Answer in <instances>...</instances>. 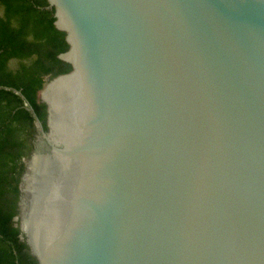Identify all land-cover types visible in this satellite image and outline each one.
<instances>
[{
    "label": "water",
    "instance_id": "1",
    "mask_svg": "<svg viewBox=\"0 0 264 264\" xmlns=\"http://www.w3.org/2000/svg\"><path fill=\"white\" fill-rule=\"evenodd\" d=\"M69 73L19 186L37 264H264V0H47Z\"/></svg>",
    "mask_w": 264,
    "mask_h": 264
},
{
    "label": "trees",
    "instance_id": "2",
    "mask_svg": "<svg viewBox=\"0 0 264 264\" xmlns=\"http://www.w3.org/2000/svg\"><path fill=\"white\" fill-rule=\"evenodd\" d=\"M54 22L47 0H0V264H37L14 219L23 158L37 134L25 100L46 128V106L38 93L72 69L58 58L69 46Z\"/></svg>",
    "mask_w": 264,
    "mask_h": 264
},
{
    "label": "rangeland",
    "instance_id": "3",
    "mask_svg": "<svg viewBox=\"0 0 264 264\" xmlns=\"http://www.w3.org/2000/svg\"><path fill=\"white\" fill-rule=\"evenodd\" d=\"M38 101L40 102V99H39V98H38ZM35 139H36V137H35ZM35 139H34V141H35ZM34 141H33V142H34ZM32 145H33V144H32ZM32 147H33V146H32ZM24 160H27V158H26V157L23 158V163H25ZM14 220H15L16 225H17V227H18V226H19V217H18V213H17V216L15 217ZM22 236H23V235H22ZM22 238L24 239V237H22Z\"/></svg>",
    "mask_w": 264,
    "mask_h": 264
},
{
    "label": "flooded vegetation",
    "instance_id": "4",
    "mask_svg": "<svg viewBox=\"0 0 264 264\" xmlns=\"http://www.w3.org/2000/svg\"><path fill=\"white\" fill-rule=\"evenodd\" d=\"M49 81V80H48ZM34 142H32V144H33Z\"/></svg>",
    "mask_w": 264,
    "mask_h": 264
}]
</instances>
